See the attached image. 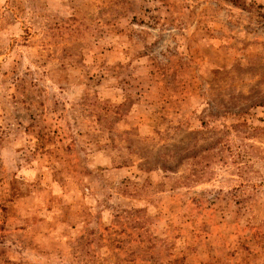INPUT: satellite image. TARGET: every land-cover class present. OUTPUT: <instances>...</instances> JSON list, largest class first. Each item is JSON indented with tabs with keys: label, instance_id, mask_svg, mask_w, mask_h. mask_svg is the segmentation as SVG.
<instances>
[{
	"label": "rangeland",
	"instance_id": "374dc122",
	"mask_svg": "<svg viewBox=\"0 0 264 264\" xmlns=\"http://www.w3.org/2000/svg\"><path fill=\"white\" fill-rule=\"evenodd\" d=\"M0 264H264V0H0Z\"/></svg>",
	"mask_w": 264,
	"mask_h": 264
}]
</instances>
